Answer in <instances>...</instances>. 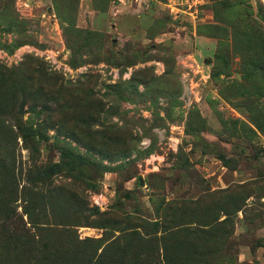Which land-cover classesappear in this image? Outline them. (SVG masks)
<instances>
[{
    "label": "rangeland",
    "instance_id": "1",
    "mask_svg": "<svg viewBox=\"0 0 264 264\" xmlns=\"http://www.w3.org/2000/svg\"><path fill=\"white\" fill-rule=\"evenodd\" d=\"M4 67L60 98L35 159L19 141L13 189L20 213L24 187L63 192L42 207L71 263L264 264V0H0ZM63 148L90 160L28 183Z\"/></svg>",
    "mask_w": 264,
    "mask_h": 264
},
{
    "label": "trees",
    "instance_id": "2",
    "mask_svg": "<svg viewBox=\"0 0 264 264\" xmlns=\"http://www.w3.org/2000/svg\"><path fill=\"white\" fill-rule=\"evenodd\" d=\"M239 21L242 22V19L233 18L230 20V23L233 27L242 26L241 22L240 24L238 23ZM11 23L13 22L11 21ZM229 37L230 32H227L225 43H229ZM241 39L244 40L245 38H240L237 35L236 41ZM32 77H35L33 73L26 74V78ZM21 79L16 67L14 69L4 67L0 71V264H15L13 260L25 257V252L30 254L28 259L35 264L41 261L44 263L46 261L55 262L56 264H68L72 261L76 263L79 257V249H73V247L69 246L68 241L61 240V243L57 247L54 249L51 247L52 245H57L52 243L53 238L48 226L51 214L42 207V205L46 207L50 199H62L63 192L59 193L60 198L53 195L50 198L45 197V199L42 197L33 198L31 196V193H34L33 189L31 187H24L22 191H28L29 198L24 199L26 202L22 205L21 213L18 212V205L16 206L15 203L17 201L15 198L16 190L13 189V186L18 180L15 168L17 164L16 150L19 141L21 140L23 146L29 150L30 158L35 159L34 151L39 149V145L44 141L52 139L48 132L42 128L44 125L48 129L53 127L52 119L49 117L52 109L51 102L53 101V103L62 107L57 94L49 88L45 89L43 82L36 84L37 82H28L26 79ZM8 100L14 104L9 106V108L2 107L1 105ZM27 104L28 111L38 114L37 119L41 118L40 114L44 116L41 121L42 123L40 121L35 122L30 117L24 118L27 112L25 110ZM71 136L76 141L87 145L88 149H93L89 137L86 139L78 134H71ZM63 150H61L62 162H55L47 168H44V165L38 166L33 163L31 166L34 168L31 169L32 167H30L25 174L28 183H46L50 180L51 175L59 172L61 169L74 170L86 160H90L87 156L83 157L82 153H77L72 151V149L63 148ZM7 186H10L11 189L6 191ZM63 200L66 201L64 198ZM63 205L59 206L63 209L62 214L57 215L62 216L61 219L65 217L68 219L63 221L64 224L78 225L81 222V213L83 210H86L85 203H76L74 206L75 211L71 212V216L65 212ZM34 229L35 231H33ZM68 231H70V228ZM56 241L60 240L56 238ZM94 256V264H99L101 254ZM170 261L168 260V264H170Z\"/></svg>",
    "mask_w": 264,
    "mask_h": 264
},
{
    "label": "water",
    "instance_id": "3",
    "mask_svg": "<svg viewBox=\"0 0 264 264\" xmlns=\"http://www.w3.org/2000/svg\"><path fill=\"white\" fill-rule=\"evenodd\" d=\"M139 180H140V184L144 183V180H143V178L141 176L139 177Z\"/></svg>",
    "mask_w": 264,
    "mask_h": 264
}]
</instances>
